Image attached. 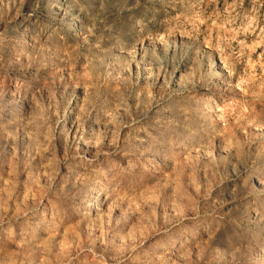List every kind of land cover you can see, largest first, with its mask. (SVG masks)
Wrapping results in <instances>:
<instances>
[{"label": "rangeland", "instance_id": "rangeland-1", "mask_svg": "<svg viewBox=\"0 0 264 264\" xmlns=\"http://www.w3.org/2000/svg\"><path fill=\"white\" fill-rule=\"evenodd\" d=\"M264 0H0V264H264Z\"/></svg>", "mask_w": 264, "mask_h": 264}, {"label": "built area", "instance_id": "built-area-1", "mask_svg": "<svg viewBox=\"0 0 264 264\" xmlns=\"http://www.w3.org/2000/svg\"><path fill=\"white\" fill-rule=\"evenodd\" d=\"M254 0H235V2L239 5V6H243V5H248L250 3H252ZM261 77L264 79V64L261 68Z\"/></svg>", "mask_w": 264, "mask_h": 264}]
</instances>
